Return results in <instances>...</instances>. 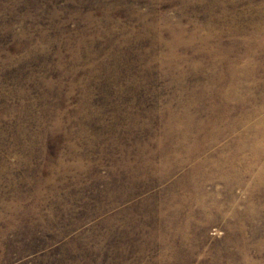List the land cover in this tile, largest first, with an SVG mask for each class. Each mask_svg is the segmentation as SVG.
Masks as SVG:
<instances>
[{
    "label": "rangeland",
    "instance_id": "obj_1",
    "mask_svg": "<svg viewBox=\"0 0 264 264\" xmlns=\"http://www.w3.org/2000/svg\"><path fill=\"white\" fill-rule=\"evenodd\" d=\"M173 34L190 39L179 67ZM229 59L264 85V0H0V264H264V216L247 225L248 262L231 216L190 217L191 200L165 227L175 177L127 171ZM249 179L239 210L261 201Z\"/></svg>",
    "mask_w": 264,
    "mask_h": 264
},
{
    "label": "bare ground",
    "instance_id": "obj_2",
    "mask_svg": "<svg viewBox=\"0 0 264 264\" xmlns=\"http://www.w3.org/2000/svg\"><path fill=\"white\" fill-rule=\"evenodd\" d=\"M171 28L169 29L172 34ZM171 40L165 59L171 66L179 67L180 60L174 53L177 47L181 44H188L190 39H181L173 34ZM218 50L219 48L214 50V54H217ZM229 63L232 64V61L230 60L228 65L221 70L212 67L211 75L205 83L200 82L203 83L199 84L200 91L193 93L191 100L179 101L177 105L179 108H170L167 111L164 116L163 132L161 131L159 136L161 139L158 138L155 142L156 147L150 148L148 145L143 148L142 151L146 155L139 158L138 167L128 164L127 171L133 177L131 184H137L140 178L147 179L152 174H155L158 180L175 177L166 195L170 203L166 201L167 204H163L165 209L161 210L162 223L165 227L178 219L182 205H186L187 202L189 204L191 200L193 206L188 213L190 217L195 210H198L204 217H208V221L221 217L226 219L231 216L233 219L231 220L233 222L229 224L231 235L241 234L240 245L243 247L244 258L249 262L247 258L249 240L245 237L246 228L249 222H255L264 216V94L262 92L264 85L258 78L256 72L258 69H255V66L252 65L254 68L251 69L252 71L243 73L237 68H232ZM229 80L232 81L230 83L232 87L229 91H223L226 87L225 81ZM236 91L239 94H236ZM247 104L252 105L251 109L246 108ZM194 105H198L197 111L193 110ZM240 106H242V113L236 117L234 112ZM236 130H240L236 140H225ZM247 178H250L248 185L253 188V195L261 201L256 203L253 198L246 203L244 210H239L233 190L236 185ZM216 182L223 184L224 193L222 190L216 191L207 187L208 184ZM187 224L185 223V226H189L190 223ZM161 233L160 243H163L169 232L166 228ZM189 241L190 244L194 243L193 238H189Z\"/></svg>",
    "mask_w": 264,
    "mask_h": 264
}]
</instances>
